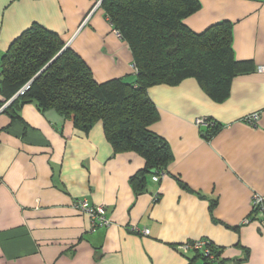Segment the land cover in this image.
<instances>
[{
    "label": "crops",
    "instance_id": "0c3cea01",
    "mask_svg": "<svg viewBox=\"0 0 264 264\" xmlns=\"http://www.w3.org/2000/svg\"><path fill=\"white\" fill-rule=\"evenodd\" d=\"M198 2L185 25L201 33L230 23L234 58L252 70L234 78L220 102L194 79L147 90L158 112L151 129L172 156L159 181L147 176L141 192L129 180L143 158L113 154L100 123L85 133L34 103L21 106L16 119L0 110V264H205L176 249L200 239L220 250L207 264H264V217L251 211L252 195L264 198V74L256 71L264 65V0ZM94 4L0 0V60L38 24L56 33L97 83L133 80L128 45ZM253 113L259 120L246 123ZM196 119L211 122L198 127ZM78 199L106 207L110 225L90 231L87 217L71 207Z\"/></svg>",
    "mask_w": 264,
    "mask_h": 264
},
{
    "label": "trees",
    "instance_id": "16d2710c",
    "mask_svg": "<svg viewBox=\"0 0 264 264\" xmlns=\"http://www.w3.org/2000/svg\"><path fill=\"white\" fill-rule=\"evenodd\" d=\"M100 7L130 49L134 79L97 83L85 62L71 48L63 49L56 33L33 24L1 57L4 103L0 109L28 85L2 113L16 119L21 106L34 103L41 113L51 110L85 133L100 123L113 154L135 153L143 158L144 168L129 180L139 193L147 176L164 174L172 156L165 141L151 129L158 112L147 90L194 79L211 99L220 102L231 81L252 70L251 63L234 58L230 23L214 24L201 33L185 25V19L199 10L198 0H102ZM216 131L214 127L210 134ZM209 248L210 255L189 254L205 264L216 261L220 250L212 244Z\"/></svg>",
    "mask_w": 264,
    "mask_h": 264
},
{
    "label": "built area",
    "instance_id": "2783aa9c",
    "mask_svg": "<svg viewBox=\"0 0 264 264\" xmlns=\"http://www.w3.org/2000/svg\"><path fill=\"white\" fill-rule=\"evenodd\" d=\"M102 0H95L94 8L98 9L101 5ZM116 33V32H115ZM117 36H119L116 33ZM131 69L133 73L136 71L135 65L131 64ZM256 71L264 74V65L256 68ZM1 110V109H0ZM259 120V114L253 113L244 118V121L248 124L255 125ZM195 124L198 127H209V120L207 119H196ZM161 178V175L152 176L151 180L153 182H158ZM157 199V198H155ZM71 207L86 216L89 221L90 231L94 232L99 228H105L110 225L109 219L106 217V207L102 205H90L86 200L85 201H74ZM251 211L253 213H257L259 216L264 217V198L258 194H253L251 198ZM143 235H148V230L142 231ZM209 244H211L206 239H200L195 241H188L176 246V249L182 255H187L191 251L201 252L205 255H210L211 251L209 248Z\"/></svg>",
    "mask_w": 264,
    "mask_h": 264
},
{
    "label": "water",
    "instance_id": "95a60500",
    "mask_svg": "<svg viewBox=\"0 0 264 264\" xmlns=\"http://www.w3.org/2000/svg\"><path fill=\"white\" fill-rule=\"evenodd\" d=\"M67 46H64V48L63 49H65ZM62 49V50H63ZM50 64V63H49ZM29 84V83H28ZM26 86H28V85H26ZM26 86L23 88V89H21L14 97H12V99H10L7 103H6V105H8L9 103H11L25 88H26ZM151 173H154V172H151Z\"/></svg>",
    "mask_w": 264,
    "mask_h": 264
},
{
    "label": "rangeland",
    "instance_id": "374dc122",
    "mask_svg": "<svg viewBox=\"0 0 264 264\" xmlns=\"http://www.w3.org/2000/svg\"><path fill=\"white\" fill-rule=\"evenodd\" d=\"M6 107V104H4L2 107H1V111L3 110V108H5ZM189 254V253H188Z\"/></svg>",
    "mask_w": 264,
    "mask_h": 264
},
{
    "label": "bare ground",
    "instance_id": "6f19581e",
    "mask_svg": "<svg viewBox=\"0 0 264 264\" xmlns=\"http://www.w3.org/2000/svg\"><path fill=\"white\" fill-rule=\"evenodd\" d=\"M4 103V102H3ZM89 231V230H88Z\"/></svg>",
    "mask_w": 264,
    "mask_h": 264
}]
</instances>
